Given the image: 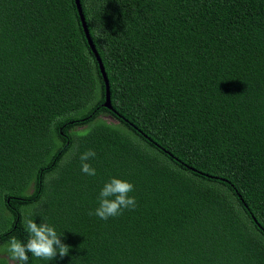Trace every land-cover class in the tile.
Returning <instances> with one entry per match:
<instances>
[{
    "label": "trees",
    "instance_id": "1",
    "mask_svg": "<svg viewBox=\"0 0 264 264\" xmlns=\"http://www.w3.org/2000/svg\"><path fill=\"white\" fill-rule=\"evenodd\" d=\"M80 4L113 111L74 0H0V247L32 211L70 250L27 264H264V0Z\"/></svg>",
    "mask_w": 264,
    "mask_h": 264
},
{
    "label": "clouds",
    "instance_id": "2",
    "mask_svg": "<svg viewBox=\"0 0 264 264\" xmlns=\"http://www.w3.org/2000/svg\"><path fill=\"white\" fill-rule=\"evenodd\" d=\"M96 153L92 149L83 152L79 159L81 171L88 176H95L96 169L89 161L95 158ZM134 191V185L124 179L110 177L101 188L98 196V207L89 211V215H95L102 220L116 217L122 214L123 210H134L137 202L134 196L129 193ZM38 207V206H33ZM30 211L23 220L24 230L27 233L26 241H21L15 235L10 236L0 251L7 254L8 264H27L29 253L38 260L52 261L57 254L63 258L68 255L70 246L63 243L55 227L49 223H36Z\"/></svg>",
    "mask_w": 264,
    "mask_h": 264
},
{
    "label": "water",
    "instance_id": "3",
    "mask_svg": "<svg viewBox=\"0 0 264 264\" xmlns=\"http://www.w3.org/2000/svg\"><path fill=\"white\" fill-rule=\"evenodd\" d=\"M74 2H75V5H76L78 16H79L80 21L82 23L84 35H85L87 43H88L92 53L94 54V57H95L96 61H97L99 72L101 74V77L103 79V83H104V86H105V100L102 103V105H103V107H105V108H107L109 110H112V106H111V102H110L109 82H108V78H107L103 63H102V61H101V59H100V57H99V55L97 53V50L95 48V45H94V43H93V41H92V39L90 37L88 28H87L86 23H85L84 15H83V12H82V7H81V4H80V0H74Z\"/></svg>",
    "mask_w": 264,
    "mask_h": 264
},
{
    "label": "rangeland",
    "instance_id": "4",
    "mask_svg": "<svg viewBox=\"0 0 264 264\" xmlns=\"http://www.w3.org/2000/svg\"><path fill=\"white\" fill-rule=\"evenodd\" d=\"M107 119H110V118H107ZM115 122V121H114ZM87 126L86 125H84L83 127H79L77 130H83L84 128H86Z\"/></svg>",
    "mask_w": 264,
    "mask_h": 264
}]
</instances>
